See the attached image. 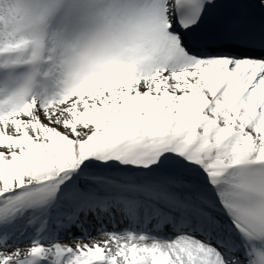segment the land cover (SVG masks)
Instances as JSON below:
<instances>
[{
  "label": "snow or ice",
  "instance_id": "1",
  "mask_svg": "<svg viewBox=\"0 0 264 264\" xmlns=\"http://www.w3.org/2000/svg\"><path fill=\"white\" fill-rule=\"evenodd\" d=\"M0 264H264V0H0Z\"/></svg>",
  "mask_w": 264,
  "mask_h": 264
}]
</instances>
